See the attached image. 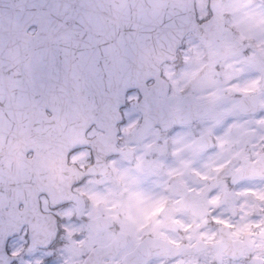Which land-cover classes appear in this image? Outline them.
<instances>
[{"label":"snow or ice","instance_id":"1","mask_svg":"<svg viewBox=\"0 0 264 264\" xmlns=\"http://www.w3.org/2000/svg\"><path fill=\"white\" fill-rule=\"evenodd\" d=\"M0 264H264V0H0Z\"/></svg>","mask_w":264,"mask_h":264}]
</instances>
